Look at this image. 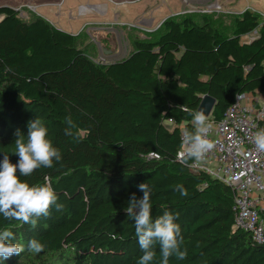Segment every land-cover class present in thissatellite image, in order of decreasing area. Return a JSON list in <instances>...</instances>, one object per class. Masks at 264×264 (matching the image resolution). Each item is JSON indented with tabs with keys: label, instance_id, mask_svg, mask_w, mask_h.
Here are the masks:
<instances>
[{
	"label": "trees",
	"instance_id": "16d2710c",
	"mask_svg": "<svg viewBox=\"0 0 264 264\" xmlns=\"http://www.w3.org/2000/svg\"><path fill=\"white\" fill-rule=\"evenodd\" d=\"M184 14L152 30L154 40L136 38L125 59L102 64L79 47V35L0 6V161L4 153L18 161L16 130L27 135L40 118L62 159L20 179L50 183L64 205L35 228L0 215V229L25 246L2 264H137L142 252L124 209L132 193L143 196L140 183L152 190L153 219L179 213L188 255L169 264H264V246L234 228L231 189L178 159L204 96L216 100L209 120L218 122L238 95H264V21L246 10L226 34L209 15L196 22ZM68 116L73 136L64 132ZM33 238L43 252L27 251ZM155 251L159 264L158 244Z\"/></svg>",
	"mask_w": 264,
	"mask_h": 264
},
{
	"label": "clouds",
	"instance_id": "9594fccd",
	"mask_svg": "<svg viewBox=\"0 0 264 264\" xmlns=\"http://www.w3.org/2000/svg\"><path fill=\"white\" fill-rule=\"evenodd\" d=\"M193 117L194 131L185 130L182 143L186 146L181 155L187 159L199 160L214 147L207 138L212 128L204 110L190 112ZM65 135L73 136L76 128L71 116L65 117ZM27 135L16 130L14 141L15 150L12 154L18 156V161L12 163L10 156L4 153L0 161V215L8 221H19L35 228L40 217H49L50 209L55 206L56 211H62L64 205L58 203V197L50 183L30 185L20 177H28L41 167L51 168L53 162L62 159L60 150L48 138V129L40 118L29 121ZM254 143L258 151L264 152V128L254 133ZM138 190L143 193L137 198L132 193L127 207L124 209L128 217L134 221L135 235L142 252L137 264H154L156 259L155 246L159 245V264H169L171 257L178 260L187 258L188 250L184 247L181 226L176 221L179 213L165 210L155 219L152 217L150 201L151 188L147 183H140ZM175 191L181 196L188 195L183 185H177ZM16 237L8 228L0 229V264L11 256L20 255L25 246L15 242ZM45 244L38 239H30L27 251L39 254L45 250Z\"/></svg>",
	"mask_w": 264,
	"mask_h": 264
},
{
	"label": "rangeland",
	"instance_id": "374dc122",
	"mask_svg": "<svg viewBox=\"0 0 264 264\" xmlns=\"http://www.w3.org/2000/svg\"><path fill=\"white\" fill-rule=\"evenodd\" d=\"M213 2L221 5L220 11L201 10ZM0 6L18 10L24 21L41 17L52 26L79 35V47L95 63L102 64L127 57L136 38L154 40L157 37L154 32L166 19L180 18L186 10L192 11L188 14H194L196 22H201L199 15L211 16L226 34L232 33L234 20L246 10L264 21V0H0ZM150 17L154 32L144 33L135 28ZM255 36L253 33L244 39L250 41ZM254 97L264 102V95Z\"/></svg>",
	"mask_w": 264,
	"mask_h": 264
},
{
	"label": "built area",
	"instance_id": "2783aa9c",
	"mask_svg": "<svg viewBox=\"0 0 264 264\" xmlns=\"http://www.w3.org/2000/svg\"><path fill=\"white\" fill-rule=\"evenodd\" d=\"M204 13L221 10L218 2L201 9ZM192 12L186 10L183 13ZM146 21L136 28L152 31ZM264 119V102L253 95L241 94L226 111L224 117L211 122L207 134L214 147L202 159H191V169L204 172L211 178L226 184L234 196V228L251 235L253 243L264 246V152L258 151L254 133ZM178 154V159L185 157Z\"/></svg>",
	"mask_w": 264,
	"mask_h": 264
},
{
	"label": "water",
	"instance_id": "95a60500",
	"mask_svg": "<svg viewBox=\"0 0 264 264\" xmlns=\"http://www.w3.org/2000/svg\"><path fill=\"white\" fill-rule=\"evenodd\" d=\"M97 8V7H94ZM1 21V19H0ZM216 106V100L210 96H204L198 110H204L207 118L210 117L214 107Z\"/></svg>",
	"mask_w": 264,
	"mask_h": 264
},
{
	"label": "crops",
	"instance_id": "0c3cea01",
	"mask_svg": "<svg viewBox=\"0 0 264 264\" xmlns=\"http://www.w3.org/2000/svg\"><path fill=\"white\" fill-rule=\"evenodd\" d=\"M152 20H153V19L150 17L149 20H146V19H145V20H143V21H146V23H147V25H148L147 27H151V26H152V22H151ZM152 27H153V26H152ZM153 28H154V27H153ZM125 58H126V57H125ZM125 58H123V59H125ZM123 59H121V60H123Z\"/></svg>",
	"mask_w": 264,
	"mask_h": 264
}]
</instances>
